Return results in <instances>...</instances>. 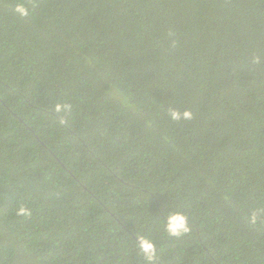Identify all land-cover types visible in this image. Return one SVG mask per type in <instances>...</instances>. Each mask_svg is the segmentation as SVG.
<instances>
[{
	"label": "trees",
	"instance_id": "trees-1",
	"mask_svg": "<svg viewBox=\"0 0 264 264\" xmlns=\"http://www.w3.org/2000/svg\"><path fill=\"white\" fill-rule=\"evenodd\" d=\"M23 2L0 0V264H148L141 236L153 264H264V0Z\"/></svg>",
	"mask_w": 264,
	"mask_h": 264
},
{
	"label": "clouds",
	"instance_id": "clouds-1",
	"mask_svg": "<svg viewBox=\"0 0 264 264\" xmlns=\"http://www.w3.org/2000/svg\"><path fill=\"white\" fill-rule=\"evenodd\" d=\"M14 12L20 18H27L33 14L32 10L25 5L23 0H17ZM169 115L171 120L173 121H179L181 119L190 120L192 118V113L187 110L183 112L172 110L170 111ZM19 214L27 215L28 210L22 208L20 209ZM262 220H264V217L260 216L257 213H253L250 216V223L252 225H259ZM165 229L168 238H180L186 235L189 231L188 216L182 212H172L168 214L166 217ZM138 247L140 253L144 256L146 261H148V264H153L154 259L156 258L159 251L156 243L141 236L139 238Z\"/></svg>",
	"mask_w": 264,
	"mask_h": 264
}]
</instances>
